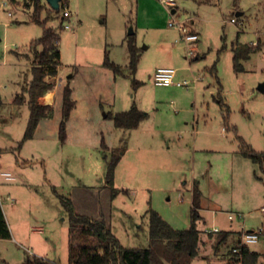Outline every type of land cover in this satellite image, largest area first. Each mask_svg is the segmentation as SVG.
<instances>
[{
  "label": "rangeland",
  "instance_id": "obj_1",
  "mask_svg": "<svg viewBox=\"0 0 264 264\" xmlns=\"http://www.w3.org/2000/svg\"><path fill=\"white\" fill-rule=\"evenodd\" d=\"M27 1L0 0V200L11 231L10 238H0V264H28L35 258L68 264L70 242L73 237L75 245L77 238L60 195L80 207L108 209L111 231L121 244L146 247L149 208L175 228L189 226L194 175L204 202L244 214L243 230L264 226V175L242 154L237 138L264 151V90L258 88L264 82V0H175V7L160 0H68L71 16L65 23L70 27L60 33L54 105L33 138L18 147L29 105L14 102V97L25 78H31L26 56L30 60L29 44L42 34ZM49 8L41 11L42 19ZM60 15L50 11L46 25L58 28ZM179 24L198 34L189 42L192 57ZM130 28L141 52L134 74L125 67L129 51L124 37ZM238 42L256 47L240 58V71L233 66ZM105 52L123 66L125 75L103 64ZM161 66L174 67L177 79L188 84L157 85L153 74ZM133 78L142 82L136 88ZM66 83L76 109L61 142L58 125ZM133 103L147 113L137 128L118 129L104 116ZM102 137L115 151L122 146L121 167L136 163L134 175L119 179L132 192L119 191L111 200L93 189L101 187L110 158L111 150L100 147ZM4 171L14 179H5ZM201 212L206 222H196L203 233L193 263L226 264L238 234L215 248L217 240L206 230L238 228L236 219L229 222L226 212ZM248 247L260 253L258 264H264V233Z\"/></svg>",
  "mask_w": 264,
  "mask_h": 264
},
{
  "label": "trees",
  "instance_id": "obj_2",
  "mask_svg": "<svg viewBox=\"0 0 264 264\" xmlns=\"http://www.w3.org/2000/svg\"><path fill=\"white\" fill-rule=\"evenodd\" d=\"M63 1L68 2V0H61V2ZM26 5L33 6L32 20L42 26V34L38 38L31 40L29 44V51L32 53L30 67L32 78L27 84L22 86L21 92L14 97V102L21 104L26 99V93L29 105L28 120L18 147L25 140L32 138L39 120L48 116L52 110L51 105L41 104L38 101V97L53 86L44 77L48 74L55 75L57 73L60 63L58 45L62 30L61 23L58 28L46 25V20L50 17V11L58 14L61 7L59 9L49 8L47 17L42 19L40 14L45 8L43 0H28ZM126 45L129 51V61L125 67L131 74H134L141 56L140 49L135 41L134 32L126 35ZM255 49L256 47L250 44L241 45L239 42L236 43L233 48V66L236 71L242 69L239 63L240 58H247L249 53ZM103 64L115 74L125 75L123 66L112 61L107 52L104 53ZM141 83L135 78L132 79L134 88ZM71 94L72 89L69 83H66L62 89L61 119L58 125V135L61 142H64L66 138V122L75 105ZM217 102L224 105L221 97L218 98ZM105 115L113 120L115 127L121 129L137 128L140 122L147 117V113L137 107L135 103L127 110L108 111ZM237 138L242 154L257 163L264 175V151L255 150L239 135H237ZM100 145L103 150H107L108 147L104 140H101ZM121 148L122 146L117 147L118 150L116 151L112 149L110 158L106 162L104 181L111 188L112 196L117 193V190L113 187V182L115 167L123 151V149L122 151L120 150ZM200 196L201 192L195 182L192 189L190 223L187 228H175L157 211L149 208L147 211L149 218V245L146 247H128L121 244L110 227L106 226L103 221L78 213L75 211L70 198L60 195V201L68 214L71 224L72 236L77 238L75 245L73 237V241L71 240L70 242L68 264H190L191 260L198 254L200 230L197 228L196 222L200 218ZM215 233L217 234L216 248L217 244L226 240L230 231L217 230ZM237 234L238 239L230 247L227 264H258L260 253L250 250L248 245L241 244L239 238L241 231H238ZM10 237L11 231L0 202V238ZM233 248H237V250L233 251ZM28 264H45V261L41 258H35L32 261H28Z\"/></svg>",
  "mask_w": 264,
  "mask_h": 264
},
{
  "label": "crops",
  "instance_id": "obj_3",
  "mask_svg": "<svg viewBox=\"0 0 264 264\" xmlns=\"http://www.w3.org/2000/svg\"><path fill=\"white\" fill-rule=\"evenodd\" d=\"M43 3H45V5H48L50 8H51V6L47 3V1L46 0H43ZM175 11V10H174ZM9 14H11V12H9ZM240 14H241V12H240ZM61 33V32H60ZM124 38H126V36L124 37ZM26 56V55H25ZM108 56H109V54H108ZM29 56H26V58L28 59V66H29V68L31 67V58H30V60H29V58H28ZM110 58V57H109ZM112 60V59H111ZM112 61H114L115 63H117V64H120V63H118V62H116L114 59L112 60ZM121 65V64H120ZM127 65V64H126ZM122 66V65H121ZM58 70H59V66H58V68H57V73L55 74V75H46L45 77H44V79L47 81V82H51L52 84H53V86L49 89V90H47L44 94H42V95H40L39 97H38V101L41 103V104H48V105H51V107H53V105H54V102H55V98H56V90H55V88H54V85H55V79H56V77H57V74H58ZM30 73H31V69H30ZM120 75V74H119ZM177 76V75H176ZM31 78H32V73H31ZM31 78L29 79V80H26V78H25V80H24V83L22 84V86L23 85H25L27 82H29L30 80H31ZM22 86H21V88H22ZM167 86V85H166ZM63 89V88H62ZM49 94H51V97H50V99L49 100H44V98L46 97V96H48ZM72 95V94H71ZM26 96H27V94H26ZM61 97H62V94H61ZM73 98V97H72ZM74 99V98H73ZM61 100H62V98H61ZM96 100V99H95ZM25 101H27L28 102V96L26 97V100ZM74 101L76 102V100L74 99ZM22 104V103H21ZM100 105V107H102V109H103V104L102 103H99ZM99 107V108H100ZM76 109V104L74 105V107L72 108V110H71V112H70V115H69V118L67 119V122H66V125H67V123H69L70 122V119H71V115H73V112H74V110ZM101 109V108H100ZM111 112V111H110ZM113 112H115V111H113ZM105 117H107L106 115H104ZM47 116H45V117H42L40 120H42V119H44V118H46ZM40 120H39V122H40ZM144 120V119H143ZM39 122H38V125H39ZM38 125H37V127H38ZM37 127H36V129H37ZM117 128V127H116ZM35 129V130H36ZM118 129H121V128H118ZM34 133H35V131H34ZM33 136H34V134H33ZM33 136H32V138H33ZM101 140H104L103 139V137L101 138ZM104 142H105V144L107 145V151H109V150H112V149H114V147L113 146H111V145H109L108 143H106V141L104 140ZM100 147H101V145H100ZM124 150L121 152V154H120V159H119V161H118V163H117V165H116V167H115V174H114V182H113V187L117 190V192H119V191H124V192H130L131 190H130V188H129V184H127V183H125V182H120V178L121 179H123L122 177L123 176H128V177H131L132 175H134L135 174V172H134V170H135V167H134V165H136V163L135 162H133L132 161V164H128L127 166H123V167H121L122 165V160H123V157H124ZM123 155V156H122ZM2 175V174H1ZM11 180H13V179H11ZM197 183V186H198V188H199V190H200V192H201V196H200V201H199V203H200V207H199V214H200V218L197 220V221H202L203 223H205L206 221H205V217H204V215L202 214V212L201 211H211V212H226V213H233L231 210H223L222 208H221V206L217 203V202H214L213 201V203H211L209 200H207V202H204V200L203 199H206V196H204L203 195V193H202V191H201V189H200V187H199V184H200V181L195 177V175L193 176V179H192V185H191V201H192V189H193V186H194V183ZM101 187H95V188H93L96 192H101V191H104L105 192V195H106V197H108V199H112V197H114V196H112V192H111V188L109 187V186H107L106 184H105V181H103V182H101ZM132 192V191H131ZM117 194V193H116ZM115 194V195H116ZM70 198V197H69ZM70 200L72 201V204H73V206H74V209H75V211H77L78 213H82V214H85V215H87V216H89V217H91L92 219H97V220H101V221H103L104 223H105V225L106 226H109L110 227V229H112L111 228V223H110V212L108 211V209H106L105 210V212L103 211V209H102V207H101V205L99 206V205H96V206H93V205H85V206H83V207H80V206H77L78 204H76L75 203V200L73 199V198H70ZM0 202H1V200H0ZM1 206H2V209H3V212H4V207H3V205H2V202H1ZM208 206L209 207H211V208H208ZM79 207V208H78ZM263 207V206H262ZM230 209H236V208H230ZM108 212V213H107ZM234 215H235V217L234 218H232V219H229L228 218V220H229V222H233L235 219H236V223H237V225H238V228H233L231 225H230V227L229 228H221V229H219V230H222V231H230V234L229 235H233V234H237V232H238V230H243V223H244V218H245V216H243L244 214H240V213H238V214H236V213H233ZM4 215H5V212H4ZM239 219H238V218ZM5 218H6V216H5ZM213 221H215V220H217V219H212ZM238 221H240V223L238 222ZM7 223H9L8 221H7ZM172 225V224H171ZM197 226V225H196ZM198 228V227H197ZM199 230H200V233H199V237L201 236V234L203 233L201 230H203L201 227L200 228H198ZM202 232V233H201ZM264 233V232H263ZM216 234V233H215ZM228 235V236H229ZM209 238H213V239H216L217 240V238H216V235L214 236V234H212V233H209ZM227 236V237H228ZM120 241V240H119ZM226 241H227V238H226V240L224 241V242H222V243H226ZM201 242V238H200V240H199V243ZM221 245V243L220 244H217V247L218 246H220ZM232 246V245H231ZM230 246V247H231ZM200 246H198V254H197V256L195 257V258H197L198 256H199V251H200V248H199ZM195 258H193L192 260H191V262H190V264H194L193 263V260L195 259ZM227 263H228V261H227ZM226 263V264H227Z\"/></svg>",
  "mask_w": 264,
  "mask_h": 264
},
{
  "label": "built area",
  "instance_id": "obj_4",
  "mask_svg": "<svg viewBox=\"0 0 264 264\" xmlns=\"http://www.w3.org/2000/svg\"><path fill=\"white\" fill-rule=\"evenodd\" d=\"M162 3H164L165 5L169 6V7H175L176 2L175 0H160ZM60 23L62 28H68L70 27V24H68L67 22L65 23L66 19H69V17L71 16V10L68 7V2L60 1ZM175 10V8H172ZM171 9V11H172ZM231 22H237V18L236 17H232L230 19ZM169 25H174L173 23H169ZM178 29L181 32V38L182 40L185 41L186 43V48H187V56L192 57L193 56V49L194 47L189 45V42H192L194 40L198 39V34L195 31H191L188 27H186L184 24L182 25H177ZM177 70L174 67L171 66H161V67H157L154 71L153 74V80L157 85H176V86H186L188 83L187 81H181L179 79H177ZM5 179L7 180H11L14 179V176L7 171H4L1 173ZM261 211L264 213V206L261 207ZM235 215L233 213H229L228 214V218L232 219L234 218ZM206 230V229H205ZM219 229H214V230H206V231H217ZM264 232V226H258L256 229H249V230H242L241 232V236H240V241L241 244H245L248 245L249 243H253L256 242L260 236V234H262ZM237 248H233V251H236Z\"/></svg>",
  "mask_w": 264,
  "mask_h": 264
},
{
  "label": "water",
  "instance_id": "obj_5",
  "mask_svg": "<svg viewBox=\"0 0 264 264\" xmlns=\"http://www.w3.org/2000/svg\"><path fill=\"white\" fill-rule=\"evenodd\" d=\"M47 1V3L51 6V8H53V9H59V7H60V1L61 0H46ZM172 12H174V9H172ZM237 15H239L240 14V12H237L236 13ZM133 31H132V29L130 28L129 29V33H132ZM258 88L260 89V90H264V82H262V83H260L259 85H258Z\"/></svg>",
  "mask_w": 264,
  "mask_h": 264
},
{
  "label": "bare ground",
  "instance_id": "obj_6",
  "mask_svg": "<svg viewBox=\"0 0 264 264\" xmlns=\"http://www.w3.org/2000/svg\"><path fill=\"white\" fill-rule=\"evenodd\" d=\"M50 97H51V94H49L48 96H46L44 99H45V100H49Z\"/></svg>",
  "mask_w": 264,
  "mask_h": 264
}]
</instances>
